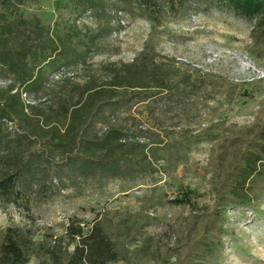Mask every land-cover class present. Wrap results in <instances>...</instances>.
Segmentation results:
<instances>
[{
    "label": "rangeland",
    "instance_id": "rangeland-1",
    "mask_svg": "<svg viewBox=\"0 0 264 264\" xmlns=\"http://www.w3.org/2000/svg\"><path fill=\"white\" fill-rule=\"evenodd\" d=\"M118 5L125 12L111 16L118 30L99 42L93 73L109 81L111 69L123 71L137 62L168 72L171 97L164 91L113 120L144 130L139 141L154 173L105 184L68 182L65 190L33 197L29 211L0 204V245L9 226H29L37 230L36 241L45 235L63 239L68 256L74 245L64 239L66 230L79 221L85 233L102 226L116 245L117 264H264V162L262 173L250 181L251 201L232 194L245 159L263 145L264 37L256 21L206 0L168 10L156 24ZM83 8L80 0H36L19 6L14 18L38 19L55 35L77 29L83 39L103 29L109 17L79 18ZM79 41L73 43L81 49ZM87 81L80 67L71 82ZM60 86L41 100L28 98L27 105L57 109L71 88ZM150 87L120 93L159 91ZM47 140L37 138L36 146ZM189 196L191 204H179ZM29 264H46V258L34 256Z\"/></svg>",
    "mask_w": 264,
    "mask_h": 264
},
{
    "label": "trees",
    "instance_id": "trees-1",
    "mask_svg": "<svg viewBox=\"0 0 264 264\" xmlns=\"http://www.w3.org/2000/svg\"><path fill=\"white\" fill-rule=\"evenodd\" d=\"M34 1L0 0V82L7 81L6 87L0 86V204L27 211L33 197L65 190L68 182L96 180L105 184L154 173L146 147L139 141L144 130L113 120L164 91L171 97L174 88L168 72L163 73L159 67L150 70L148 63L137 62L126 65L123 71L111 69L112 78L101 82L93 73L91 59L100 52L99 42L118 30L111 25V16L125 12L118 3L156 24L168 10L204 0H80L84 8L79 18L109 15L103 29L83 39V32L77 29L65 36L55 35L38 19L14 18L19 6ZM206 1L256 21L264 37V0ZM75 39L80 40L81 49L73 43ZM80 67L89 78L83 86L71 82ZM152 84L159 89L154 95L145 91L131 96L120 93V89L146 90ZM54 85L71 87L70 95L61 99L57 109L25 103L23 95L40 99ZM10 122H17L18 130L10 132ZM99 123L104 131L98 130ZM39 137L48 139V143L37 147ZM261 142V150L245 159L232 190L233 196L244 203L251 201L250 181L262 173L264 129ZM192 199L189 196L187 201L178 202L188 205ZM36 235L32 227L9 226L0 245V264H29L34 256L45 257L46 264L119 262L115 243L100 225L85 233L79 221H71L64 239L74 245V252L68 256L63 239L56 241L55 235H45V239L36 241Z\"/></svg>",
    "mask_w": 264,
    "mask_h": 264
},
{
    "label": "built area",
    "instance_id": "built-area-1",
    "mask_svg": "<svg viewBox=\"0 0 264 264\" xmlns=\"http://www.w3.org/2000/svg\"><path fill=\"white\" fill-rule=\"evenodd\" d=\"M58 78H59V77H56V79H58ZM28 98H29V97H27V95H23V99H24V101H25L26 104H28V102H29V101H27ZM13 124H14L13 122H10V123H9V126H10V125H13Z\"/></svg>",
    "mask_w": 264,
    "mask_h": 264
}]
</instances>
